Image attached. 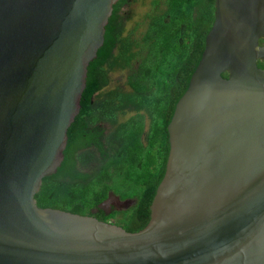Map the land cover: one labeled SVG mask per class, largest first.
<instances>
[{
  "label": "water",
  "instance_id": "water-1",
  "mask_svg": "<svg viewBox=\"0 0 264 264\" xmlns=\"http://www.w3.org/2000/svg\"><path fill=\"white\" fill-rule=\"evenodd\" d=\"M117 2L0 0V264H264V0H214L141 230L36 205Z\"/></svg>",
  "mask_w": 264,
  "mask_h": 264
},
{
  "label": "trees",
  "instance_id": "trees-1",
  "mask_svg": "<svg viewBox=\"0 0 264 264\" xmlns=\"http://www.w3.org/2000/svg\"><path fill=\"white\" fill-rule=\"evenodd\" d=\"M128 3L118 0L113 6L103 45L87 67L61 166L42 179L34 198L40 208L104 222L122 215L113 224L137 232L149 220L169 148L166 125L201 56L214 0L152 1L140 38L135 29L124 33L122 12ZM117 70L127 71L126 87L109 88L110 73ZM110 192L131 205L91 214Z\"/></svg>",
  "mask_w": 264,
  "mask_h": 264
},
{
  "label": "rangeland",
  "instance_id": "rangeland-1",
  "mask_svg": "<svg viewBox=\"0 0 264 264\" xmlns=\"http://www.w3.org/2000/svg\"><path fill=\"white\" fill-rule=\"evenodd\" d=\"M152 1L154 0H129V3L124 7L122 12V18L124 22V33L134 30V35L140 38V33L145 28L146 15L152 8ZM160 2L162 0H159ZM127 71H115L110 73V84L109 88L114 87H126ZM118 216V215H117ZM110 220L111 223L118 221L123 216L119 215ZM122 222V221H121Z\"/></svg>",
  "mask_w": 264,
  "mask_h": 264
},
{
  "label": "clouds",
  "instance_id": "clouds-1",
  "mask_svg": "<svg viewBox=\"0 0 264 264\" xmlns=\"http://www.w3.org/2000/svg\"><path fill=\"white\" fill-rule=\"evenodd\" d=\"M111 223V222H110Z\"/></svg>",
  "mask_w": 264,
  "mask_h": 264
}]
</instances>
